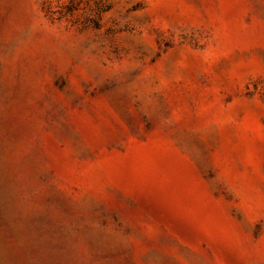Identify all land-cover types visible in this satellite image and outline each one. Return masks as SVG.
I'll use <instances>...</instances> for the list:
<instances>
[{"label": "rangeland", "instance_id": "374dc122", "mask_svg": "<svg viewBox=\"0 0 264 264\" xmlns=\"http://www.w3.org/2000/svg\"><path fill=\"white\" fill-rule=\"evenodd\" d=\"M0 264H264V0H0Z\"/></svg>", "mask_w": 264, "mask_h": 264}]
</instances>
